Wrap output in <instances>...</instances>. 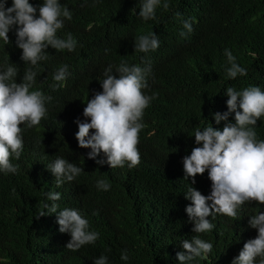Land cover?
Returning <instances> with one entry per match:
<instances>
[{
  "label": "trees",
  "instance_id": "trees-1",
  "mask_svg": "<svg viewBox=\"0 0 264 264\" xmlns=\"http://www.w3.org/2000/svg\"><path fill=\"white\" fill-rule=\"evenodd\" d=\"M38 8L44 0H29ZM156 8V19L139 16L143 0H60L72 13L64 19L57 36L77 41L75 51L46 50L49 59L37 66L24 62L17 44L16 29L9 32L10 43L0 39V72L15 67L17 83L26 71L37 73L30 91L40 90L51 100L45 102L47 115L32 128L22 125L24 148L17 173L0 171V264H95L101 256L108 264H180L177 253L186 251L182 241L194 235L213 245L207 259L192 264H233L244 244L258 236L249 219L264 213V205L246 202L238 209L237 219L217 214L211 232L196 234L186 212L191 201L185 198L195 187L203 195L211 194L208 171L185 179L183 158L191 154L195 131L208 126L223 130L235 124V113L228 121H215V113L228 111L227 88L242 91L256 86L264 91V0H167L169 8ZM13 0H7L11 7ZM177 13L180 15L177 16ZM191 22L187 32L183 22ZM156 33L159 47L142 53L135 51L140 35ZM225 50L247 75L228 77L231 67ZM122 62L150 65L148 88L154 96L145 109L139 133L141 162L137 167L112 169L101 152L89 159L91 148L79 147L77 119L88 100L102 92L105 70L113 74ZM68 65L62 86L53 74ZM257 139L264 140V117L254 126ZM95 130H91L94 133ZM64 158L84 171L72 182L55 184L56 177L47 169L57 158ZM97 160L105 161L98 164ZM105 180L110 189L97 187ZM49 192H59V210L72 208L89 221V231L98 232L94 244L78 251L66 248L71 236L59 231L56 213L39 217ZM211 204V201H209ZM127 251L129 259H121ZM255 264H259L257 258Z\"/></svg>",
  "mask_w": 264,
  "mask_h": 264
},
{
  "label": "clouds",
  "instance_id": "clouds-1",
  "mask_svg": "<svg viewBox=\"0 0 264 264\" xmlns=\"http://www.w3.org/2000/svg\"><path fill=\"white\" fill-rule=\"evenodd\" d=\"M7 0H0V39L5 44L10 43L9 32L13 26L16 29L17 46L22 49L21 59L37 66L40 61L49 59L47 49L51 46L57 51H75L77 41L69 34L67 39L57 36V31L64 27V19L71 20L72 13L68 7H62L60 0H44L37 7L29 0H13L11 7H6ZM161 5V0H143L139 16L145 21L156 19V8ZM167 10L169 3H163ZM180 14L177 13V16ZM187 32L193 31L191 22H183ZM159 39L156 33L140 35L135 41V51L148 53L158 49ZM231 67L227 75L235 79L238 75L246 76V69L235 62V57L230 50H225ZM151 72L150 65L142 68L139 65H128L122 62L113 74L112 67L105 70V78L101 82L102 92H97L94 98L88 100L83 115L88 120L77 119L78 132L76 138L81 148H91L89 159L95 160L103 152L107 163L112 169L124 167L125 163L130 168L137 167L141 162L138 149L139 133L143 129L144 111L149 107L154 96L144 94L148 88L147 77ZM68 65H62L53 74V79L62 86L68 76ZM17 69L8 66L6 71L0 72V171L17 173L18 165L12 163L13 157L19 160L24 148L22 125L28 128L37 126L47 115L46 101L50 96L33 87L37 73L29 68L22 83H17L15 77ZM228 111L221 114L215 113V121H228L229 116L235 113V124L226 123L223 130H217L212 125L203 131L197 129L194 137L197 145L190 155L183 158L184 178L191 177V184L196 183V176L208 171L212 182L211 194L203 195L195 187L189 188L185 198L191 201L186 207L190 221L194 223L193 232L196 234L211 232L215 225L213 220L217 214L237 219V209L246 202H256L264 205V140L257 139L255 127L257 121L264 117V91L252 86L236 91L227 88ZM91 130H95L94 133ZM105 161L97 160L98 164ZM54 176L55 184L59 187L65 181L72 182L78 177L83 168L64 158H57L53 164L47 166ZM97 187L107 191L110 184L101 179ZM39 217L56 213L59 231L69 233L70 241L66 248L78 251L82 246L94 244L99 238V233L89 231V221L78 210L64 208L59 210L57 201L61 199L59 192H49ZM211 201V204H209ZM249 226L258 229V236L248 240L239 255L234 258L233 264H264V213H259L249 219ZM186 251L177 253L180 264H192L197 258L207 259L213 245L204 241L199 235H194L191 240L182 241ZM121 259H129L127 251L121 254ZM95 264H108V258L101 256Z\"/></svg>",
  "mask_w": 264,
  "mask_h": 264
}]
</instances>
